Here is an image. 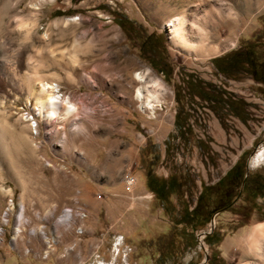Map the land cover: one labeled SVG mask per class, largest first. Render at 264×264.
Wrapping results in <instances>:
<instances>
[{
	"label": "rangeland",
	"instance_id": "1",
	"mask_svg": "<svg viewBox=\"0 0 264 264\" xmlns=\"http://www.w3.org/2000/svg\"><path fill=\"white\" fill-rule=\"evenodd\" d=\"M19 1L0 0V131L6 148L0 152V264H199L203 248L204 264H264L251 235L264 224L261 198L251 205L240 194L212 216L214 243H206L208 234L200 236L203 248L196 236L207 233L209 223L195 230L176 224L203 185L215 184L238 160L245 164L263 153L247 174L264 181L262 86L243 74L223 77L210 62L246 47L256 64L264 63V0H253L251 8L243 0H52L35 11L28 8L32 0ZM182 14L200 27L192 40L201 50L187 53L171 42L164 20ZM151 34L160 37L158 57L171 70L168 80L139 50ZM139 72L163 85L153 113L142 112L135 99ZM28 75L31 85L57 84L77 112L71 109L67 120L33 121ZM189 75L248 104L247 120L223 115L222 128L205 103L189 101L182 81ZM174 86L180 87L179 103ZM178 111L190 131L183 139L168 138ZM58 123L63 129L56 131ZM55 132L59 137L49 136ZM197 140L208 154L197 149ZM146 173L172 176L177 193L158 200L146 188Z\"/></svg>",
	"mask_w": 264,
	"mask_h": 264
},
{
	"label": "trees",
	"instance_id": "2",
	"mask_svg": "<svg viewBox=\"0 0 264 264\" xmlns=\"http://www.w3.org/2000/svg\"><path fill=\"white\" fill-rule=\"evenodd\" d=\"M114 23L120 29H125L121 21L114 19ZM160 45V37L151 34L141 42L139 50L146 57L151 68L162 74L165 80H168L171 70L164 69L166 66L158 57V46ZM210 62L216 72L223 77H232L234 74L249 76L262 86V94H264V63L256 64L254 54L249 48L245 47L230 54L212 58ZM182 81L189 101L192 102L193 99H198L205 103L217 118L222 128H225L221 119L223 115H231L242 123L247 120L248 114L245 112V107L249 105L245 104L234 94L194 76L189 75L183 78ZM174 98L175 102L179 103V86H174ZM180 114L181 111L175 113L173 122L175 133L173 136H168V138L183 139L184 133L190 131L188 126L184 128ZM196 147L200 151L205 150L207 154L210 152L209 148L201 140L196 141ZM145 185L149 192L163 202L168 201L169 197L176 194L179 188V185L174 187V178L172 176L163 179L149 173H146ZM239 189H241L240 192ZM240 194H243L244 198H247L246 201L251 205H255L257 198H264V181H262L258 174L245 175V164L238 160L215 184L212 186L203 185L192 208L190 209L188 205H185L180 220L176 224L186 225L192 228V230H195V227L202 228L209 223L213 215L218 213V208L224 207L219 212L229 209L235 200L239 198ZM262 211L264 210L262 209ZM262 217L264 220V216ZM212 238L213 234L211 233L205 236L204 239L208 245H211L214 243Z\"/></svg>",
	"mask_w": 264,
	"mask_h": 264
},
{
	"label": "bare ground",
	"instance_id": "3",
	"mask_svg": "<svg viewBox=\"0 0 264 264\" xmlns=\"http://www.w3.org/2000/svg\"><path fill=\"white\" fill-rule=\"evenodd\" d=\"M51 1L52 0H32V2L28 4V8L30 10L35 11V10H38L39 7L46 5L48 4V2L50 3ZM242 3L247 5L249 8L253 6V0H243ZM13 5H15V3H13ZM5 7H6V4H5ZM183 15L185 14H182L178 17L169 18V19L164 20L165 27L168 29V33L172 40L171 42L173 43V45H175L176 47H178L179 49L187 53L189 52L191 53L193 50L194 51L198 49L201 50L202 44H200V41L195 42L194 40H192V38L195 36L194 29L198 28L197 31L201 32L200 27L197 26L196 23H194L195 21L193 22L191 20H188L187 19L188 17L186 18ZM16 16L18 15L17 14L14 15V19L16 18ZM8 18H11V17H8ZM23 20L19 21V25L17 26V28L21 27V25L24 24ZM9 22H11V20ZM16 22L17 21H15V23ZM32 77H33L32 75H28L27 82L30 84L31 95L34 97L35 104H36L34 111H37V114L35 112L36 115L30 116L33 121L38 116L40 118L42 117L43 119H46L45 121H48V120L52 121L54 119L67 120L68 117L69 118L72 117L74 113L77 112L78 109H77L76 104H73L70 101L69 97L66 98V96H64V94L58 88L57 84L53 82L43 81L36 85L34 84L31 85ZM135 79L140 84L135 91V99L140 103L139 104L140 110L142 112L145 110H149L151 113H153V110H155V108L160 103L159 96L161 95L163 91V85L161 81L158 78H154V77L148 78V72L137 73L135 75ZM71 109L74 111V113L70 112ZM27 126L30 130H32L31 125H27ZM37 127H38V123L35 121V126H34L35 130L37 129ZM2 139H4V137L2 138V134L0 131V152L6 149L4 148ZM262 156H263V153H260V156L258 155V157L251 158V162L258 163ZM11 205H12V202H11ZM79 215H82L81 216L82 218H85L86 216L83 211L80 212ZM63 218H65V216ZM19 224H21V221H19ZM81 233L82 232H79L78 234H81ZM251 235L254 238L255 247L258 250V258L262 260V262L264 263V252L262 248V241L264 239V224L262 223L258 225L257 227H255Z\"/></svg>",
	"mask_w": 264,
	"mask_h": 264
},
{
	"label": "water",
	"instance_id": "4",
	"mask_svg": "<svg viewBox=\"0 0 264 264\" xmlns=\"http://www.w3.org/2000/svg\"><path fill=\"white\" fill-rule=\"evenodd\" d=\"M251 154H252V153H251ZM251 158H252V157H251V155H250L249 159H247L246 162H245V175L248 173V169H249L250 164H251ZM213 216H214V215H213ZM208 225L210 226V229L208 230L207 233L198 234V236H196V237H197V240H198L199 248H203L202 243L199 241V237L202 236V238H203L206 234H210L211 229H212L213 226H214V223H213V219H212V218L210 219ZM203 251H204V259H203V261L200 262L199 264H204V263L208 260V256H207V254H206V250H205L204 248H203Z\"/></svg>",
	"mask_w": 264,
	"mask_h": 264
},
{
	"label": "crops",
	"instance_id": "5",
	"mask_svg": "<svg viewBox=\"0 0 264 264\" xmlns=\"http://www.w3.org/2000/svg\"><path fill=\"white\" fill-rule=\"evenodd\" d=\"M68 95H70L72 98H73V95L72 94H68ZM76 100H77V102L78 103H80L81 101H82V98H79V97H76ZM71 111V110H70ZM69 118V117H68ZM67 118V119H68ZM74 121H76V120H71V124H73V122ZM57 129H56V131H59V129H63V125H61V123H58V125H57ZM75 127V129H73V130H71V131H74L73 133H75V135H74V137H76L78 134H79V132H80V129H78L79 128V126H78V128H76V126H74ZM70 131V130H69ZM59 135V133L58 132H55L54 134H51V135H49L50 137L52 136L53 138H57V137H59L58 136ZM73 137V138H74ZM60 138L62 139V138H64V134H63V132H61V134H60ZM72 140H74V139H72ZM104 163V162H103ZM102 163V164H103ZM143 193H146V191H143Z\"/></svg>",
	"mask_w": 264,
	"mask_h": 264
},
{
	"label": "flooded vegetation",
	"instance_id": "6",
	"mask_svg": "<svg viewBox=\"0 0 264 264\" xmlns=\"http://www.w3.org/2000/svg\"><path fill=\"white\" fill-rule=\"evenodd\" d=\"M236 68L238 69V67H236ZM236 68H235V69H236ZM237 71H239V70H237ZM234 72H236V71H234ZM224 174H225V172H224ZM224 174H223V175H224ZM223 175H222V176H223ZM240 191H241V189H239V192H240ZM239 192H238V194H239ZM237 198H238V197H237ZM237 198H236V199H237ZM262 200H263V203L261 204V208L264 210V208H263V206H264V198H262ZM222 209H224V207H222V208H218V209H217V212L219 213V211L222 210ZM262 209H261V210H262ZM263 213H264V211H263ZM262 216H264V214H263ZM263 221H264V220H263Z\"/></svg>",
	"mask_w": 264,
	"mask_h": 264
},
{
	"label": "built area",
	"instance_id": "7",
	"mask_svg": "<svg viewBox=\"0 0 264 264\" xmlns=\"http://www.w3.org/2000/svg\"><path fill=\"white\" fill-rule=\"evenodd\" d=\"M48 131H49V125H48ZM133 183V180L132 178H130L129 180H125V185L127 186V188L132 185ZM80 220V219H79Z\"/></svg>",
	"mask_w": 264,
	"mask_h": 264
}]
</instances>
